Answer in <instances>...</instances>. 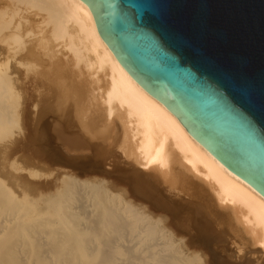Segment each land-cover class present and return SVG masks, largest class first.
I'll use <instances>...</instances> for the list:
<instances>
[{
  "label": "bare ground",
  "instance_id": "1",
  "mask_svg": "<svg viewBox=\"0 0 264 264\" xmlns=\"http://www.w3.org/2000/svg\"><path fill=\"white\" fill-rule=\"evenodd\" d=\"M93 158L116 173L89 180ZM0 172V264H264L263 196L130 76L82 0H0ZM182 199L208 221L185 230L202 252L164 226Z\"/></svg>",
  "mask_w": 264,
  "mask_h": 264
},
{
  "label": "water",
  "instance_id": "2",
  "mask_svg": "<svg viewBox=\"0 0 264 264\" xmlns=\"http://www.w3.org/2000/svg\"><path fill=\"white\" fill-rule=\"evenodd\" d=\"M121 66L264 198V0H82Z\"/></svg>",
  "mask_w": 264,
  "mask_h": 264
},
{
  "label": "rangeland",
  "instance_id": "3",
  "mask_svg": "<svg viewBox=\"0 0 264 264\" xmlns=\"http://www.w3.org/2000/svg\"><path fill=\"white\" fill-rule=\"evenodd\" d=\"M93 160V162L91 161V159H89V161H87V160H85V162H84V160H82L81 161V163H80V165H81V167H82V165H83V168H81L85 173H86V171H90L91 172V174H90V172H89V174H88V179L89 180H92V178L94 177H96V178H98V177H101V178H103L105 175H107V174H114V173H116V172H114V171H117V170H115V168L114 169H112V167L109 165V166H107L106 167V165L105 164H102V162H103V160L102 159H96L95 160V158H93L92 159ZM95 161V162H94ZM100 161V162H99ZM84 162V163H83ZM90 162H92V163H90ZM96 162H97V164H96ZM86 163H88L87 165H86ZM95 163V164H94ZM24 165V164H23ZM22 165V166H23ZM96 167H95V166ZM37 166V165H36ZM24 167V166H23ZM38 167V166H37ZM37 167H35V166H33V168L34 169H36V171H37V175H36V177L35 178H33L34 180H32L33 182H37V181H35V179H37V176H39V175H41V176H44V178L42 179V181H44V179H45V181L43 182V183H51V181L53 182L54 180H55V178L57 177V172L58 171H56V166H45V168H43V167H41V168H37ZM49 167V168H48ZM53 167H54V169H53ZM110 167V168H109ZM47 168V169H46ZM103 168V169H102ZM107 168H109V169H107ZM43 171H41V170ZM43 169H45V171H46V174H45V171L43 170ZM49 169V170H48ZM98 169V170H97ZM41 172H40V171ZM114 170V171H113ZM39 171V172H38ZM48 171V172H47ZM51 171V172H50ZM54 171V172H53ZM96 172V174H94L95 172ZM97 171H98V173H97ZM108 171V172H107ZM50 172V173H49ZM87 172V173H88ZM102 172V173H101ZM110 172V173H109ZM43 173V174H42ZM55 175V176H54ZM87 175V174H86ZM96 175V176H95ZM0 176H3V175H1V172H0ZM29 176V175H28ZM48 176V177H47ZM4 177H5V175H4ZM77 177L78 178H80V179H83V178H87V177H84L83 175H77ZM90 177H92L91 179H90ZM105 177H107V176H105ZM1 178H3V177H1ZM10 178V177H9ZM51 178V179H50ZM93 178V179H94ZM49 179V180H48ZM9 180V179H8ZM105 180H107V178H105ZM110 179H108V181H109ZM14 190H16V189H14ZM15 193H16V191H14ZM17 192H18V190H17ZM17 194V193H16ZM164 194H166V193H164ZM168 195V194H167ZM168 197V196H167ZM187 199V198H186ZM187 201V205H186V202L185 201H183V199H182V203H181V206L180 207H176L177 208V212L179 211V212H182V214H180L181 215V217L183 218L184 217V219L186 220L185 221V223H183L184 222V219H182L180 216H179V219H180V222L178 223V228H177V226H176V224L177 223H174V224H172V223H167L165 220H164V226H166L167 228H168V230L170 231V232H172V234L174 235V237H176L175 239H178L179 240V242H180V246L181 247H184L185 246V244H186V246L188 247V248H190L191 247V249H193V250H199V249H196V247H193V245H191L192 244V237L189 235L190 233H191V235L193 234V232H191L192 230V228L189 226L190 225V220L188 219V217L189 218H191V216H192V218L194 219V220H198L199 219V216H197L198 215V212H197V210H198V206L195 204V203H193L190 199H188V200H186ZM189 204L191 205V206H189ZM194 210H192L191 208ZM185 212V213H184ZM197 212V213H196ZM183 213L185 214V215H183ZM191 214V215H190ZM185 216H186V218H185ZM200 220V223H198V221ZM198 221H197V226H198V228L200 227H202L203 225H201V226H199L201 223L203 224L204 222L206 223V222H208V221H206V220H202V219H199ZM188 222V223H187ZM188 224V225H187ZM174 225H175V227H174ZM182 226V227H181ZM172 228V229H171ZM176 228H177V230H176ZM180 228V229H179ZM188 229V230H187ZM190 229V230H189ZM181 230H186V231H189L190 233H186V231L185 232H181V233H179ZM177 231H179V232H177ZM184 233H185V236H186V238L183 236L184 235ZM180 234V235H179ZM187 234V235H186ZM177 237H180V238H177ZM183 237H184V239H183ZM188 237V238H187ZM190 237H191V240H189L190 239ZM232 237V236H231ZM229 238V240H227V238L225 237L223 240H222V244L221 243H218V244H220L219 246H221V248L222 247H224V245L225 246H230V248L232 249V250H234L235 251V249L238 247V244H239V240L238 239H236V238H234V237H232V238ZM182 238V239H181ZM235 239V240H234ZM183 240H184V243H183ZM228 241V242H227ZM238 242V243H237ZM191 243V244H190ZM189 244V245H188ZM223 245V246H222ZM185 246V247H186ZM190 246V247H189ZM219 246H217V244H216V247H217V250L218 251H221L222 249L219 247ZM216 247H215V249H216ZM201 250H199V252H200ZM202 252V251H201ZM99 258V259H98ZM100 259H101V257L99 256V257H97L96 258V262H100ZM202 261L203 262H201V264L202 263H204L205 264V260H204V258L202 259Z\"/></svg>",
  "mask_w": 264,
  "mask_h": 264
}]
</instances>
